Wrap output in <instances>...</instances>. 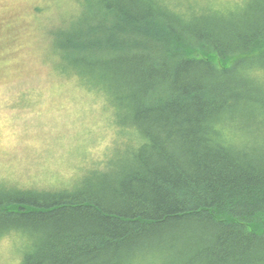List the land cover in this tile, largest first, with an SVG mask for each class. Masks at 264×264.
I'll use <instances>...</instances> for the list:
<instances>
[{
  "label": "trees",
  "instance_id": "16d2710c",
  "mask_svg": "<svg viewBox=\"0 0 264 264\" xmlns=\"http://www.w3.org/2000/svg\"><path fill=\"white\" fill-rule=\"evenodd\" d=\"M84 1L51 34L58 68L136 146L73 188L1 187L0 237H27L20 264H264V0L233 22Z\"/></svg>",
  "mask_w": 264,
  "mask_h": 264
},
{
  "label": "rangeland",
  "instance_id": "374dc122",
  "mask_svg": "<svg viewBox=\"0 0 264 264\" xmlns=\"http://www.w3.org/2000/svg\"><path fill=\"white\" fill-rule=\"evenodd\" d=\"M168 1L227 22L238 21L250 2ZM84 6V0H0V188H73L113 148L135 145L136 133L114 122L102 93L58 68L51 34L76 21ZM28 245L20 233L1 236L0 264H20Z\"/></svg>",
  "mask_w": 264,
  "mask_h": 264
},
{
  "label": "bare ground",
  "instance_id": "6f19581e",
  "mask_svg": "<svg viewBox=\"0 0 264 264\" xmlns=\"http://www.w3.org/2000/svg\"><path fill=\"white\" fill-rule=\"evenodd\" d=\"M232 133V132H231Z\"/></svg>",
  "mask_w": 264,
  "mask_h": 264
}]
</instances>
